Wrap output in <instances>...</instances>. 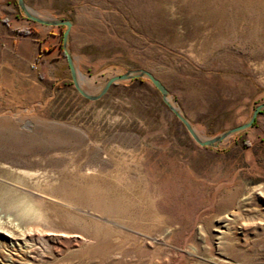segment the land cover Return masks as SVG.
Returning <instances> with one entry per match:
<instances>
[{"label":"rangeland","instance_id":"obj_1","mask_svg":"<svg viewBox=\"0 0 264 264\" xmlns=\"http://www.w3.org/2000/svg\"><path fill=\"white\" fill-rule=\"evenodd\" d=\"M24 1L71 20L82 75L99 85L144 68L207 137L264 101V0ZM63 28L0 0V162L43 171L20 177L60 199L39 197L41 229L82 235L36 264H264V110L212 147L193 141L146 78L87 100L72 84ZM0 178L18 177L0 168ZM3 184L0 223L29 226L13 197L30 190Z\"/></svg>","mask_w":264,"mask_h":264},{"label":"bare ground","instance_id":"obj_2","mask_svg":"<svg viewBox=\"0 0 264 264\" xmlns=\"http://www.w3.org/2000/svg\"><path fill=\"white\" fill-rule=\"evenodd\" d=\"M28 9L39 17L54 18L51 16H47L45 12L44 14L42 11L33 10L30 7H28ZM73 64L76 70V76L80 87L88 92H93L97 90L98 85L95 84L94 77L82 75L78 71L76 63L74 61ZM114 74H118V73L110 72L109 74L103 77L107 78ZM192 125L194 127V130L198 133V135L201 138L207 137L199 126L195 124ZM231 136L232 135H228L219 144L226 142ZM115 150L120 152V157L123 159H125L126 157H129V159L134 158L133 152L129 149H122L120 147H117V149ZM16 164L18 165H11L6 162H0V168L7 169L10 173L18 177L17 179H13V180L5 179V178H0V179L4 182L3 185H8L11 188L16 189L15 187H20L25 190H30V192H27V191H19L18 189H16L19 192L18 193L15 192V194L17 195L16 197L15 196L13 197V201L17 202L16 214L18 216V219L23 220V222L24 221L30 222V225L20 226L15 221L10 223L11 225H9V223H6L8 224L7 226L0 223V247H7L6 248L7 251L3 250L4 252L0 249V264H36L37 260H40L41 257L45 256V254H43L44 249L46 248L55 249L58 247L57 245L60 244L63 239L71 236L80 237L82 235L78 232L66 231L64 229H52V228L41 229V227L37 225L40 221L45 220V215L41 211L42 208H40L42 205L41 202L43 201L41 200L40 202L39 197H43V198L46 197V199L48 198L54 201L60 199L55 198V196H53L49 192L45 191L44 189H41L37 181L35 183L36 186L35 187L32 186L33 190L23 186L20 177L27 179L39 178V173L43 171H39L38 169L24 168L21 166L22 164L20 163H16ZM93 173H94L93 170L91 171L89 168L85 170V174H93ZM3 185H1L2 188L4 187ZM33 193L34 195H36V197L33 196ZM158 217L161 218L160 215ZM158 217L157 220L159 221ZM8 218L11 219L10 217H7V219ZM9 219L7 221H10ZM18 219H16V221ZM46 223H48V221ZM107 227L109 226L105 225V228Z\"/></svg>","mask_w":264,"mask_h":264},{"label":"water","instance_id":"obj_3","mask_svg":"<svg viewBox=\"0 0 264 264\" xmlns=\"http://www.w3.org/2000/svg\"><path fill=\"white\" fill-rule=\"evenodd\" d=\"M16 4L18 9L22 11L23 15L31 21L43 25L64 27L63 30L61 31L62 33L61 47L66 57L70 78L76 91L87 100L95 101L100 99L104 94L107 93L111 85L118 83L120 81L135 79V78H146L160 94L162 102L174 114L177 120L180 121V123L185 128L189 136L193 139V141H195L200 146H212V147L217 146L228 135H233L237 132L249 128L252 125L257 114L262 110H264V101H263L255 106V108L250 113L249 117L244 122L240 124H236L230 128H226L212 137L201 138L198 135V133L194 130V127L190 122V120H188V118L180 110L179 106L177 105L176 101L172 98L166 86L160 81V79L154 76L152 72L144 68L129 69L122 73L111 75L105 78L103 82L98 85L97 90L93 92H88L82 89L78 83L76 70L74 68L72 57L70 56L69 53V32L72 25L71 20L66 18H42L34 14L32 11H30L27 5L25 4L24 0H16Z\"/></svg>","mask_w":264,"mask_h":264},{"label":"trees","instance_id":"obj_4","mask_svg":"<svg viewBox=\"0 0 264 264\" xmlns=\"http://www.w3.org/2000/svg\"><path fill=\"white\" fill-rule=\"evenodd\" d=\"M17 9H18V7H17ZM19 10V9H18ZM259 113H262V111L261 112H259Z\"/></svg>","mask_w":264,"mask_h":264}]
</instances>
